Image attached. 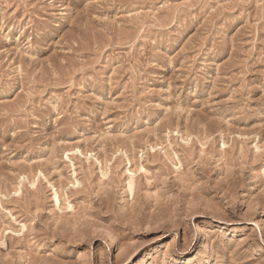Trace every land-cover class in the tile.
<instances>
[{
	"label": "rangeland",
	"instance_id": "rangeland-1",
	"mask_svg": "<svg viewBox=\"0 0 264 264\" xmlns=\"http://www.w3.org/2000/svg\"><path fill=\"white\" fill-rule=\"evenodd\" d=\"M139 262L264 264V0H0V264Z\"/></svg>",
	"mask_w": 264,
	"mask_h": 264
},
{
	"label": "bare ground",
	"instance_id": "bare-ground-1",
	"mask_svg": "<svg viewBox=\"0 0 264 264\" xmlns=\"http://www.w3.org/2000/svg\"><path fill=\"white\" fill-rule=\"evenodd\" d=\"M73 152V151H72ZM71 152V153H72ZM78 152H79V150H78ZM70 153V152H69ZM73 153H76V152H73ZM72 153V154H73ZM81 153V152H80ZM72 156V155H71ZM68 159V158H67ZM128 163V162H127ZM140 169L142 170V167H140ZM127 173L129 174V182H128V189H129V192H130V194H132V190H133V173H130V171H127ZM103 176H105L104 174H103ZM54 194H53V204H54V206H55V208L57 209V210H61V202H60V198H59V196H58V194H57V191L55 190L54 192H53ZM68 208L69 209H72V207L70 206V205H68ZM22 228L24 229V226H22ZM197 231H200V229L198 228V230ZM201 235V234H200ZM202 238V237H201ZM139 264H140V262H139Z\"/></svg>",
	"mask_w": 264,
	"mask_h": 264
}]
</instances>
